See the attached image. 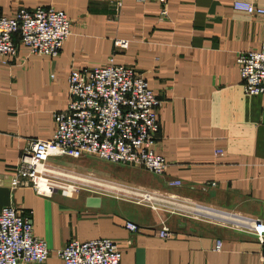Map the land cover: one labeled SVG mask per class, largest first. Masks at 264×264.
<instances>
[{
	"label": "crops",
	"instance_id": "crops-1",
	"mask_svg": "<svg viewBox=\"0 0 264 264\" xmlns=\"http://www.w3.org/2000/svg\"><path fill=\"white\" fill-rule=\"evenodd\" d=\"M232 2L168 0L162 15L160 5L142 0H124L121 7L117 0H0V16L43 7L71 21L58 58L19 52L7 64L0 60V211L14 207L29 215L34 236L49 249L47 261L31 264H63L56 253L69 241L99 238L118 244L120 264H264V243L239 224H264V97L244 94L235 62L264 43V16L236 12ZM256 4L264 8V0ZM109 56L144 77L158 96L155 149L168 168L155 176L87 159L81 172L181 197L207 215H168L113 193L43 196L13 186L29 142L49 139L53 114L67 108L70 71L104 66ZM173 181L180 186L170 187ZM89 198H98V206H89ZM161 220L168 239L158 236ZM126 223L137 232H128Z\"/></svg>",
	"mask_w": 264,
	"mask_h": 264
},
{
	"label": "built area",
	"instance_id": "built-area-1",
	"mask_svg": "<svg viewBox=\"0 0 264 264\" xmlns=\"http://www.w3.org/2000/svg\"><path fill=\"white\" fill-rule=\"evenodd\" d=\"M124 0H117L121 7ZM162 7L166 15L168 0H142ZM258 0H233L232 9L250 16H264ZM71 35V21L54 8H19L10 16H0V60L7 64L19 52L25 57L56 59ZM117 46L126 47V42ZM236 66L245 95L264 97V43L257 49L240 52ZM68 105L53 114L54 132L49 139H35L19 158L13 170V186H30L38 195L54 191L78 194L90 189L119 194L135 204L168 215H207L205 210L181 197L103 181L91 173L78 174L50 164L53 158L79 160L95 158L109 165H129L163 176L168 165L156 152L157 112L160 100L141 75L118 65L109 56L104 66L75 69L67 77ZM215 155L222 157L223 151ZM170 187L180 182L168 183ZM260 244L264 243V224L243 220ZM158 236L170 238L169 229L160 221ZM128 232L138 227L126 223ZM221 250L216 242L215 251ZM63 264H120L118 244L108 238L86 242L71 240L56 253ZM50 257L46 244L33 234L29 215L14 207L0 211V264L43 263Z\"/></svg>",
	"mask_w": 264,
	"mask_h": 264
},
{
	"label": "rangeland",
	"instance_id": "rangeland-1",
	"mask_svg": "<svg viewBox=\"0 0 264 264\" xmlns=\"http://www.w3.org/2000/svg\"><path fill=\"white\" fill-rule=\"evenodd\" d=\"M87 159L89 161H96V162H99V163L107 164V163L101 162V161H99V160H97L95 158H83V159H80L81 161L80 160L78 161V160L66 159V158H53V159H50L49 162L52 163L56 167H63V168L72 170V171H74V172H76L78 174H86V172H88V171L81 172V171H85L86 170V168H82V166H85V165H82L81 166V162H83V161H85ZM73 162L80 163V166H73V167H71L70 164H72ZM92 167H93V169H91V170H93V171L97 169L96 168V165H94V164L92 165ZM88 173L93 174L94 177H96V178H98L100 180L107 181V180L103 179L102 177L97 176L92 171L91 172L89 171ZM84 188H86V189H88V190H90L92 192H95V191L96 192H98V191L99 192H102L101 190H98L96 188H94V189H90L89 187H84Z\"/></svg>",
	"mask_w": 264,
	"mask_h": 264
},
{
	"label": "water",
	"instance_id": "water-1",
	"mask_svg": "<svg viewBox=\"0 0 264 264\" xmlns=\"http://www.w3.org/2000/svg\"><path fill=\"white\" fill-rule=\"evenodd\" d=\"M87 204H88L89 206H92V207H97L98 204H99V199H98V198H89V199L87 200Z\"/></svg>",
	"mask_w": 264,
	"mask_h": 264
}]
</instances>
